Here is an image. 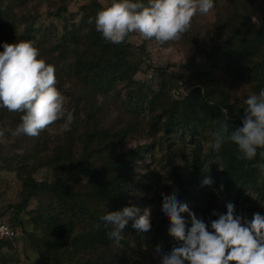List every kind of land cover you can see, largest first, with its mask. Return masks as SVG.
<instances>
[{
  "label": "trees",
  "instance_id": "trees-1",
  "mask_svg": "<svg viewBox=\"0 0 264 264\" xmlns=\"http://www.w3.org/2000/svg\"><path fill=\"white\" fill-rule=\"evenodd\" d=\"M35 1L0 0V52L4 42L20 40H35L38 48L43 47L34 38L39 17L23 12L27 4ZM237 1L242 0H228L233 6L238 5ZM257 1L259 8L255 0H249L246 15L238 13L237 7L232 10L227 26L233 22L238 25L228 34L223 33L225 28L219 21L212 25H219L221 30L218 38L211 40L209 50H197L182 65L184 88L179 85L182 79L167 69L157 71L161 77L157 89L135 79L141 64L148 60L145 48L106 41L96 31L94 20L88 23L102 8L97 0L79 8L76 24V14L68 12L67 2L49 14L61 22L62 29L45 56L52 54L55 65L60 66L56 68L57 77L63 73L74 82V98L86 110L85 123L75 131L74 139L73 122L64 144L56 145L50 155L39 156L37 150L49 141L43 131L35 138L19 137L35 140V155L29 156L31 167L26 163L27 156H0L5 163L1 169L16 172L21 185L19 201L0 212V219L10 213L6 223L15 232L14 239L19 229L36 251L39 264H129L156 254L157 246L163 252L177 246L178 242L168 234L169 221L165 217L145 234L129 224L119 243L109 239L107 233L112 227L101 220L109 211L139 207L131 196L138 190L149 194L141 199L142 203L161 200L155 196L153 186L138 183L135 178L147 157L158 162L165 172L161 179L167 182V190L162 194L176 192L196 214L203 201H231L236 209L249 193L264 201V186L260 183L264 170L252 166L264 164L259 154L248 162L237 159L238 146L232 142L225 143L219 153L210 146L212 133L220 124L227 123L230 131L242 127L245 100L264 88V9L263 0ZM53 51H57L56 57ZM231 85L246 92L240 106H235L225 91ZM110 107L118 112L114 121H110ZM221 109H227L230 120L225 121ZM0 112L11 115L12 129L20 123L21 113L5 108ZM133 137L146 142L129 148ZM181 162L186 169L179 166ZM40 169L52 172L50 181L33 177ZM205 176L213 179L211 186H201ZM42 197L47 199L45 205ZM32 201L37 202V207L28 210ZM258 212L264 215V206ZM22 215L27 218L23 220ZM13 263L20 261L12 240L0 239V264Z\"/></svg>",
  "mask_w": 264,
  "mask_h": 264
},
{
  "label": "clouds",
  "instance_id": "clouds-1",
  "mask_svg": "<svg viewBox=\"0 0 264 264\" xmlns=\"http://www.w3.org/2000/svg\"><path fill=\"white\" fill-rule=\"evenodd\" d=\"M214 8V0H112L88 23L94 20L96 31L114 45L126 43L132 33L164 43L181 39L197 11L203 15ZM2 47L0 108L21 116L14 129L0 127V139L6 133L35 138L61 120L64 130L71 131L74 113L66 108L67 98L56 87L55 65L46 63L36 41L4 42ZM245 104L242 127L230 131L227 123L220 124L212 133L210 146L219 153L225 143L232 142L238 146L237 159L250 162L259 154L264 160V88L248 96ZM221 112L225 121L230 120L227 109ZM252 166L264 170V164ZM213 183L211 176H205L201 186ZM225 208L226 212L213 210L211 216L217 218L206 222L176 192L163 195L161 211L169 221L168 234L178 244L168 252L156 247L160 264H264V215L254 212L249 219L238 214L231 201L225 203ZM101 220L112 227L107 233L109 239L119 243L129 224L141 234L152 230V208L125 206L107 212Z\"/></svg>",
  "mask_w": 264,
  "mask_h": 264
},
{
  "label": "rangeland",
  "instance_id": "rangeland-1",
  "mask_svg": "<svg viewBox=\"0 0 264 264\" xmlns=\"http://www.w3.org/2000/svg\"><path fill=\"white\" fill-rule=\"evenodd\" d=\"M90 0H36L35 2H31L27 4L23 12L26 14L37 15V30L35 31L34 38L39 39L40 43L43 45L42 48H39L41 53H44V58L46 63L54 64L55 60L50 55H46L45 53H50L49 49L51 48V42L56 43L58 40L56 39V33L60 35L61 33V22L55 18L49 16L51 12L57 10L62 3L67 2V9L69 13L76 14L74 18V23L79 22V8L85 4H88ZM102 8L109 6L112 3V0H97ZM257 2V8L258 1ZM264 2V0H263ZM262 2V3H263ZM238 5L233 6L230 4L228 0H218L215 4V8L207 14H200L197 11L196 16L193 17L192 25L189 29V33L177 41H169L160 43L152 38L151 40L145 39L139 33H132L127 38V42L134 46L143 45L145 48V52L147 53L148 60L147 62H143L141 64V71L136 75L135 79L140 81L149 82L153 88L157 89L161 82V77L158 74V70L167 69L169 71L175 72L178 77L182 80L179 83L181 87H185V72L182 68V65L190 58L197 50L206 49L209 50L211 46V40H215L218 38L219 30L221 28L218 26L213 27L212 25L215 22H220L221 26L224 29V34H228L231 28H234L238 24L233 22L231 26H227L231 19L228 16L231 14L232 10L237 7L238 13L242 15H246V11L249 10V0L237 1ZM251 4V3H250ZM246 8L242 9L241 7ZM22 9V8H18ZM261 9V8H260ZM264 9V8H263ZM258 15H261V10H258ZM67 17V14L64 15ZM21 28V27H20ZM18 29V32L20 30ZM57 31V32H56ZM56 52L53 51L54 57H56ZM60 65L62 62L59 63ZM149 66V67H148ZM56 68H60L59 65H55ZM216 77H219L217 75ZM232 84V83H231ZM59 91H61L66 96V108L69 111H73L75 116V127L73 138L75 139V131H80L85 123V114L86 110L84 104L80 101L76 102L74 98V94L76 93V87L72 79L62 73L57 77V85ZM120 88V85L117 86ZM229 96L230 100L235 106H240V100L243 94L246 92L243 91L240 87H234L231 85V88L225 90ZM110 121H114L117 118L118 112L114 107H110ZM0 127H4L7 129H12V119L11 115L8 113L0 112ZM45 137H48V142H45L44 147H40L38 152L39 156L50 155L51 150L58 145L64 144V140L67 136L68 131H65L63 128V121H58L54 125H50L47 129L42 130ZM73 139V140H74ZM146 141L140 137H133L129 139V148H133L139 144H143ZM17 145L18 148H14L13 146ZM41 148H44L41 150ZM36 144L33 139H23L12 137L10 133H6L5 138L0 139V156L2 158H9L15 154H20L28 157V167L33 166L32 159L29 160V156L32 154L35 155ZM33 155V156H34ZM22 157V156H21ZM22 157V158H23ZM21 158V159H22ZM23 161V159H22ZM17 161H11L12 164H15ZM184 162H181L179 166L181 168H185ZM5 166V163L0 160V212H3L8 205L16 204L18 199V192L21 189V185L19 180L17 179L16 172L7 171L1 169ZM161 165L152 161L149 157H147L143 162L140 168L136 170L135 178L138 180V183H148L153 186L155 190V196L161 197V200L155 201V203H142L141 199L149 196L142 190H138L133 193L132 200L134 202H138L140 208H144L146 206H151L152 208V227L160 221L164 216L161 211L163 196L162 193L167 190V182H164L161 177L165 174V172L161 169ZM186 169V168H185ZM183 169V170H185ZM52 172L47 169H40L37 173L33 175V177L38 180H48L50 181L52 178ZM262 187L264 186V180L260 182ZM153 193V194H154ZM41 203L45 205L47 203V199L45 197L41 198ZM225 203L223 201H219L214 199L213 201H203L199 203V209L196 211L198 216H202L206 222L210 219H216L217 217L211 216L213 210H217L220 212H226ZM264 206V201L260 199L258 195L255 193H249L247 200H241V204L239 208L236 209L238 214H243L247 218L251 219V216L254 212H258ZM37 207V202L32 201L28 207V210L35 209ZM23 220L26 219V216H23ZM10 218V213L5 214L3 218L0 219L1 222L6 223ZM7 224V223H6ZM17 239L12 240V246L16 248L18 258L20 264H39L40 260L36 251L30 247L26 238L21 234V231L17 229L16 234ZM121 248V247H120ZM16 264V263H13ZM129 264H160V260L155 253L147 254L143 257H139L134 262H130Z\"/></svg>",
  "mask_w": 264,
  "mask_h": 264
},
{
  "label": "built area",
  "instance_id": "built-area-1",
  "mask_svg": "<svg viewBox=\"0 0 264 264\" xmlns=\"http://www.w3.org/2000/svg\"><path fill=\"white\" fill-rule=\"evenodd\" d=\"M218 0H214V3H216ZM262 7L264 8V2L262 3ZM15 238V232L11 227L0 221V239H9L13 240Z\"/></svg>",
  "mask_w": 264,
  "mask_h": 264
}]
</instances>
